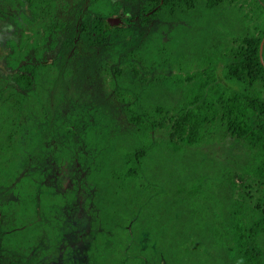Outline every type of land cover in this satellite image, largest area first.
<instances>
[{"label":"trees","instance_id":"16d2710c","mask_svg":"<svg viewBox=\"0 0 264 264\" xmlns=\"http://www.w3.org/2000/svg\"><path fill=\"white\" fill-rule=\"evenodd\" d=\"M39 1V111L44 119L57 73L56 62L45 61L44 52L57 44L64 24L52 16L57 0ZM244 1L148 0L138 15L146 29L141 32L132 23L105 26L113 0H89L87 36L126 56L127 67L104 71L131 129L103 138L90 172L80 178L74 174L68 188L54 186L46 173L25 172L30 149L22 151L20 138H0V184L14 183L18 195L0 207V246L9 256L58 264V257L85 245L82 264H264V23L224 43L210 39L186 74L182 71L189 66L168 52L174 36L164 41L151 29L159 18L204 15L224 6L241 10ZM162 62L166 66L158 72ZM220 131L246 148L226 180L223 201L196 208L182 204L196 200V192H184L162 158L199 146ZM157 132L166 138H155ZM27 261L18 257L9 264Z\"/></svg>","mask_w":264,"mask_h":264},{"label":"rangeland","instance_id":"374dc122","mask_svg":"<svg viewBox=\"0 0 264 264\" xmlns=\"http://www.w3.org/2000/svg\"><path fill=\"white\" fill-rule=\"evenodd\" d=\"M88 2L89 0H58L56 18L69 21L76 13L79 19L86 13ZM113 3L115 10L119 5L125 11L137 15L146 0H113ZM222 10L204 15L201 13L199 17L198 13H191L183 18H159L153 22L152 33L160 35L164 41L174 36L175 41H172L168 52L173 54V58L178 55V60L189 66L182 74L194 69L193 61L197 62L202 48L206 50L209 47L210 39H219L224 43L228 38L253 30L264 23V0H245L241 10L235 6H224ZM71 22L75 25L77 19L74 18ZM181 24L189 25L191 31H186V26L183 30L179 26ZM145 30L141 27V32ZM82 44L78 45L76 51L64 47L62 54L57 44L51 46L46 57L55 58L57 73L48 90L47 112L44 119H30L25 124L21 139L22 151L30 149L25 172L31 169L46 173V179L50 183L62 188L72 187L71 178L76 176L74 174L78 173L76 178H80L81 174L90 172L103 138H116L131 129L123 104L115 99L103 78L105 65L112 64L115 56L120 57V67H127L126 56L114 55L110 48L103 50L99 47V50H92ZM214 44L212 42V47ZM163 61L165 62L164 59ZM164 62L159 64L161 69L158 72L164 71ZM174 63L176 70L179 62L176 59ZM223 135L220 131L199 146H184L174 154L162 158L161 163L166 170L172 169L176 173L182 190L196 192V200H183L182 204L187 203L196 208L201 204L209 206L210 203L220 204L223 201L228 191L226 180L231 170L238 168L246 151L243 144ZM155 138L164 139L166 135L164 132H157ZM11 191L10 188L1 189L0 198L7 200L14 197ZM83 196L82 199L86 198V195ZM77 204L80 206L81 202L78 201ZM82 219L84 215L79 213L77 220ZM48 249L50 248L44 250ZM87 249L85 245H76L72 253L67 251L65 256L58 257L56 261L58 264H67L70 260L74 261L75 257L78 260L74 261L75 264H82ZM15 258L2 256L0 264H6ZM32 259L29 257L28 264Z\"/></svg>","mask_w":264,"mask_h":264},{"label":"flooded vegetation","instance_id":"af4514ba","mask_svg":"<svg viewBox=\"0 0 264 264\" xmlns=\"http://www.w3.org/2000/svg\"><path fill=\"white\" fill-rule=\"evenodd\" d=\"M147 3L148 0H146L141 9ZM56 8H52V12L55 13L52 16L55 19H57ZM88 8L89 2L86 13L82 17L78 19L76 13H74L75 15L73 16L75 17L70 18L71 20L77 19V24L75 25L71 20L62 21L57 19L64 24L63 32L59 34L57 42L60 50L65 47L66 49L69 48L70 51H76L78 45H83L82 43L92 50H99V47L103 50L108 49V47L92 43V40L87 36L86 17H88ZM112 9L113 12L103 19L105 26L118 29L131 26L132 23L133 26L131 27H133V30L137 28V25L139 28L143 27L138 21L141 9L137 13V18L135 14L128 10L125 11L119 5L117 10L114 9V5ZM44 12H46L45 9ZM40 20L39 0H0V138L22 139L25 124L30 119L39 120L40 118V73L38 66L40 61ZM49 51L50 48L44 52L45 61L52 60L55 62L54 57H46ZM62 52L63 50L60 53ZM114 59L115 61L112 64H106L103 69V78L107 87L108 84L105 81V74L107 73L104 70L107 66H119L120 57L115 56ZM24 84L28 86L26 89ZM108 89L110 88L108 87ZM110 91L112 92L111 89ZM14 187V183L10 186L0 184V190L10 188L12 189L11 193L14 194V197L7 200L0 198V207L9 201L18 199ZM7 255V250L0 246V257ZM11 257H16L14 260L17 263L18 257L21 256ZM21 259L28 260L29 257H21ZM6 264H9V262ZM26 264H28V261Z\"/></svg>","mask_w":264,"mask_h":264},{"label":"water","instance_id":"95a60500","mask_svg":"<svg viewBox=\"0 0 264 264\" xmlns=\"http://www.w3.org/2000/svg\"><path fill=\"white\" fill-rule=\"evenodd\" d=\"M120 20H121V19H120ZM120 20H119V21H120Z\"/></svg>","mask_w":264,"mask_h":264}]
</instances>
